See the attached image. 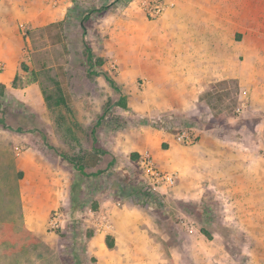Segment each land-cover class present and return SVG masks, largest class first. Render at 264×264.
<instances>
[{
  "label": "rangeland",
  "instance_id": "374dc122",
  "mask_svg": "<svg viewBox=\"0 0 264 264\" xmlns=\"http://www.w3.org/2000/svg\"><path fill=\"white\" fill-rule=\"evenodd\" d=\"M129 1L71 0L61 21L41 28L23 22L18 25L23 42L20 75L0 95V264H96L88 243L97 234L87 222L86 213L93 203L98 208L101 200L147 207L158 216L167 234L174 236L189 235L182 225L186 223L193 227L192 235L202 241L197 244L217 254L214 264H252L253 254L261 245L257 239L263 238L264 243V226L247 224L253 219L257 222L258 211L248 202L251 195L234 192L232 185L228 186L230 190L209 186L200 201L181 202L145 182L139 168L142 155L131 159L134 153L114 157L107 151L95 168H85L88 176L78 175L62 158L92 156L91 130L103 113L104 120L96 129V146L101 149L106 148L110 134L116 133L111 131L114 120L127 126L125 130H140L143 118L151 122L182 116L168 110H144V96L152 94L159 84L148 80L140 64L130 72L122 63L124 52L115 55L112 17ZM85 44L91 47L96 60H103V65H94L93 70L116 81L127 109L115 106L119 96L102 76L88 75ZM31 84L30 97L26 88ZM60 89L65 104L55 107ZM238 94L232 83L212 84L191 118L198 120L196 124L203 132L221 140L231 154L255 153L264 159V146L252 141L259 133L253 131L256 118L247 114V100H240ZM17 128L22 132L13 131ZM32 150L50 163L60 162L72 170L69 199L77 202L75 209L70 201L68 207L57 209L62 215L58 230L51 231L47 219L42 240L34 239L25 221V214L32 209V176H26L14 164L18 153L32 154ZM98 170L100 175H91ZM140 192H148L151 197L145 199ZM173 245L181 251L189 246L183 241H174ZM222 253L228 258L222 259Z\"/></svg>",
  "mask_w": 264,
  "mask_h": 264
},
{
  "label": "crops",
  "instance_id": "0c3cea01",
  "mask_svg": "<svg viewBox=\"0 0 264 264\" xmlns=\"http://www.w3.org/2000/svg\"><path fill=\"white\" fill-rule=\"evenodd\" d=\"M164 1L168 8L156 20L147 19L139 0L129 1L112 17L115 55L124 52L122 63L130 72L140 64L148 80L159 84L144 96V110L173 111L198 122L191 116L202 95L212 84L232 83L238 98L247 100V114L256 118L253 131L259 133L253 143L264 146V0ZM70 4L71 0H0V85L5 91L21 71L23 42L18 25L41 28L61 21ZM26 89L33 96L32 84ZM193 130L196 141L185 146L162 130L124 129L110 134L103 150L114 157L149 156L158 170L176 177L172 187L160 190L177 201H200L209 186L230 190L232 185L234 192L251 195L248 202L258 211L257 222L247 224L264 226V159L255 153L231 154L200 126ZM17 155L15 167L32 176V209L25 221L34 239L42 240L50 213L69 205L72 170L60 162L50 163L35 150ZM97 211L108 215L112 227L96 233L88 243L96 264H214L216 260L214 251L197 244L202 242L198 237L167 234L147 207L101 200ZM261 239L252 264H264ZM174 241L189 246L181 251Z\"/></svg>",
  "mask_w": 264,
  "mask_h": 264
},
{
  "label": "trees",
  "instance_id": "16d2710c",
  "mask_svg": "<svg viewBox=\"0 0 264 264\" xmlns=\"http://www.w3.org/2000/svg\"><path fill=\"white\" fill-rule=\"evenodd\" d=\"M85 19L87 20L88 17H86ZM85 55H86V61H87V65H88V72H87L88 75L89 76H102L104 78L105 82L109 85V87L115 93H117V95L119 96V99L117 100V102H115V106L122 108V109H127L126 98L121 93V89L117 85L116 81L104 72H96L93 70L94 65L102 66L103 60L101 58H98L96 60L94 58V54H93L91 47L88 46L87 44H85ZM24 69L25 68H23V66H22V70H24ZM16 79H17V77L15 78V80ZM61 91L62 90L60 89V96L55 99V102H54L55 107H59L62 104H65V102L63 100L64 95ZM4 94H5V88L3 85H0V95H4ZM104 116H105V113H103L99 117L95 126L91 130L92 152H93L92 156H90V157L85 156L84 158L79 159V160L71 159V158H68L67 156H64V155L62 156V158L65 161L69 162L72 165L74 171H76L77 174L80 176H88V174H86V172H85V168L86 167L95 168L100 161V157H102L103 155H106L108 153L107 151H105L101 148H98L96 146V144H97L96 129L103 122ZM111 121L113 122V120H111ZM114 123H115V125H114V129L111 130L112 132L121 131V130H124L127 128V126L120 124L119 122H117V120H114ZM139 125L153 126L155 129L163 130L165 132L172 133L174 135L179 134L182 130H185V129L186 130H193V129L197 130V129H199V126H198V124H196V121L193 119H190L186 116H184V117L179 116L177 118L174 117L172 119L170 117H164V118H161L159 120H153L151 122L147 118H143V120L140 121ZM3 127H4V129H9L6 126H3ZM13 131L18 132V133L22 132V130L20 128H17L16 130H13ZM136 157L137 156L135 154H132L130 156L131 159H136ZM109 165H112V163H110ZM100 174H101V171L98 170L91 175L97 176ZM71 192L73 193V190ZM140 194L143 197H145V199H148L151 197L148 192H143V193L140 192ZM131 196H133V195H131ZM70 202H71L70 204H71L72 208L74 207V209H75V205L77 204V202H75V199L72 198ZM92 210H94V211L97 210V204L96 203H93ZM88 237H91V235H88ZM106 245L108 248L112 247V244L109 242L108 238H106Z\"/></svg>",
  "mask_w": 264,
  "mask_h": 264
},
{
  "label": "built area",
  "instance_id": "2783aa9c",
  "mask_svg": "<svg viewBox=\"0 0 264 264\" xmlns=\"http://www.w3.org/2000/svg\"><path fill=\"white\" fill-rule=\"evenodd\" d=\"M168 8L164 0H145L142 3V11L149 20L158 19ZM178 143L190 146L196 141V131L182 130L175 135ZM139 168L143 172V179L153 189L169 188L175 183L176 177L173 174L164 173L158 170L148 156H143L139 161ZM87 222L90 223L95 233H107L111 230V222L105 212L87 210ZM62 222V215L58 210L52 211L47 222V226L51 231H56L60 228ZM186 232L192 235L193 227L182 223Z\"/></svg>",
  "mask_w": 264,
  "mask_h": 264
}]
</instances>
